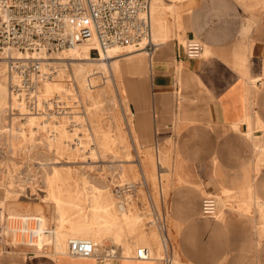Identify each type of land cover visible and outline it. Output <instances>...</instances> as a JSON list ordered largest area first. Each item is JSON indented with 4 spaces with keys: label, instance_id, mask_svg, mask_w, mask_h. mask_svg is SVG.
<instances>
[{
    "label": "crops",
    "instance_id": "1",
    "mask_svg": "<svg viewBox=\"0 0 264 264\" xmlns=\"http://www.w3.org/2000/svg\"><path fill=\"white\" fill-rule=\"evenodd\" d=\"M149 9L154 46L146 50L148 64L119 88L126 96L132 146L141 150L133 180L138 185L122 210L133 200L138 204L141 186L150 219L166 227L168 201L181 259L172 254L165 231L166 246L157 235L159 255L145 263L34 252L16 242L5 248L0 242V264H164L168 253L179 264H264V0H159L162 18L154 14V24ZM187 38L199 39L209 53L185 56L181 44ZM151 154L159 213L143 174ZM161 173L168 177L164 204ZM221 190L229 191L221 198L232 207L222 212V205L216 217L201 215V192Z\"/></svg>",
    "mask_w": 264,
    "mask_h": 264
},
{
    "label": "rangeland",
    "instance_id": "2",
    "mask_svg": "<svg viewBox=\"0 0 264 264\" xmlns=\"http://www.w3.org/2000/svg\"><path fill=\"white\" fill-rule=\"evenodd\" d=\"M158 2L150 1L152 24L154 14L161 17ZM162 21L161 36L166 28ZM138 47L97 51L89 46L87 52H75L67 47L41 53L38 56L46 58V62H40V67L32 72L37 80L35 91L24 94L13 89L18 92L7 95L5 106H2V89L7 85L6 77L16 74L17 68H9L8 59L0 56L3 77H0V190L4 195L0 200V242H4L5 248L17 242L5 228L7 215L28 213L40 215L45 227L54 232L52 238L49 236L51 242L45 243L49 241L47 237L42 245L35 246L34 252L53 253L54 249L55 254H67V238L81 237L97 242L101 249L118 248V254L130 257L139 244L147 246L151 255H159L157 235L161 229L150 219L152 212L148 206H143L147 202L142 187L138 188V204L133 200L124 210L116 207L110 190V183L117 178L139 177L137 164L141 150L132 146L126 96L119 90L127 75L143 72L148 64L146 49ZM204 49L202 54H208V48ZM132 53L136 56L130 58ZM105 57L110 70L99 64ZM19 88L23 89L22 85ZM29 112L34 114L33 118ZM150 160L143 174L158 207L153 154ZM160 161L168 166L163 157ZM160 177L164 204L166 197L168 200V177L164 173ZM227 193L228 190L214 193L219 209L224 205L222 212L232 207L225 200ZM164 206V231L171 241L172 254L181 259L170 232L168 201ZM120 259L135 263L154 260Z\"/></svg>",
    "mask_w": 264,
    "mask_h": 264
},
{
    "label": "built area",
    "instance_id": "3",
    "mask_svg": "<svg viewBox=\"0 0 264 264\" xmlns=\"http://www.w3.org/2000/svg\"><path fill=\"white\" fill-rule=\"evenodd\" d=\"M148 5L149 0H0V56L8 59L9 68H17V75H8L12 82L10 89H19L24 94L35 91L37 80L32 72L40 67L38 55L43 52L90 40L94 41L90 47L97 51L114 45L138 46L145 40L141 47L150 51L154 43L150 38ZM181 48L187 57L202 56L203 44L197 38L185 39ZM261 139L264 142V128ZM137 185L136 181L120 178L110 183L118 209H123L134 196ZM216 211V196L204 193L200 198V214L214 216ZM156 225L161 229L160 237L165 247L164 223L158 220ZM66 252L70 256L98 260L114 253L112 248L100 249L94 241L81 237H68ZM133 257L147 259L151 252L147 246L138 245L134 247ZM163 260L164 264H179L170 253Z\"/></svg>",
    "mask_w": 264,
    "mask_h": 264
},
{
    "label": "bare ground",
    "instance_id": "4",
    "mask_svg": "<svg viewBox=\"0 0 264 264\" xmlns=\"http://www.w3.org/2000/svg\"><path fill=\"white\" fill-rule=\"evenodd\" d=\"M150 1L149 0V5H148V11H149V7H150ZM149 15V14H148ZM153 18V17H152ZM150 20V18H149ZM150 22V21H149ZM154 29V28H153ZM153 37L151 36V28H150V38ZM145 40H141L139 42L138 45H143ZM91 44H94V41L93 40H90L88 41V43L86 42H83V43H80V44H75L74 46H71L70 49H72V51L74 50L75 52H79V51H84V52H87L88 51V47L91 45ZM130 46H133V45H129V44H125V45H122V46H119V45H114V46H111V47H108V48H111V50H114V51H123L124 48L126 47H130ZM108 48H106L105 50H107ZM60 50V49H59ZM204 50L203 49V53H204ZM8 54H12V51H7ZM44 53V52H43ZM113 53V52H111ZM115 53V52H114ZM115 55V54H114ZM203 55V54H202ZM10 56V55H9ZM90 56V55H89ZM94 58V57H93ZM112 58V57H111ZM114 58V57H113ZM1 59V58H0ZM4 59V58H3ZM70 59V58H69ZM114 60V59H112ZM39 61L40 62H46V58H40L39 57ZM75 61V60H74ZM94 61V60H92ZM97 61V60H96ZM117 61V60H116ZM113 62V61H112ZM99 64H102L103 66H105L106 68H108V70L111 69V65H110V62L108 60L107 57L105 58H102L101 59V63ZM116 64V63H115ZM3 65V64H2ZM86 66V65H85ZM76 68V67H75ZM4 69V68H3ZM77 69V68H76ZM82 70L84 71L85 68L82 67ZM73 72V71H72ZM76 72V71H75ZM74 73V72H73ZM72 73V74H73ZM76 75V74H75ZM0 77H2V74H0ZM3 78V77H2ZM12 82H10V77L7 76L6 77V86H4V88L2 89V106H5L6 104V98H7V95H10L12 90L10 89V84ZM12 96V95H11ZM36 104V102H35ZM25 111V110H24ZM37 111V110H36ZM35 111V112H36ZM26 113V112H25ZM29 115L31 116V118L34 117V114L33 113H30L29 112ZM41 115V114H40ZM263 142V141H262ZM264 144V142H263ZM11 192V191H10ZM216 200H217V213L214 215H218V212H219V203H218V198L216 197ZM5 228L7 229L8 233H11L13 235L14 238H16L17 242L16 243H19V244H25V245H29V246H33V247H39V245H42L43 241L46 240L47 237H53L54 235V232L53 231H50L48 230L42 219H41V216L38 215V214H28V213H20V214H17V213H13V214H9L7 215L6 217V221H5ZM3 232V231H2ZM6 234V233H5ZM50 234V235H49ZM52 234V235H51ZM9 235V234H8ZM50 237H49V241L48 242H45L46 244H49L51 241H50ZM0 240H1V237H0ZM53 242V241H52ZM96 244H98L97 242H95ZM99 246V244H98ZM100 248V246H99ZM101 249V248H100ZM114 253L112 254V256L110 257H104L102 259H108V258H113V257H120V258H131L130 256L128 255H122V254H118L119 252V249L118 248H112ZM54 252V250H53ZM52 253V252H51ZM57 255V254H55ZM74 257H77V256H74ZM95 259V258H94ZM106 261V260H105Z\"/></svg>",
    "mask_w": 264,
    "mask_h": 264
}]
</instances>
